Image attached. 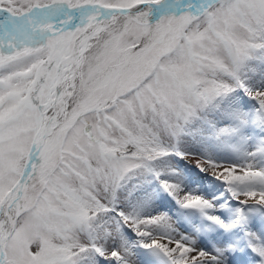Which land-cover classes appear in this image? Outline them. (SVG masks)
Instances as JSON below:
<instances>
[{
	"label": "snow or ice",
	"instance_id": "obj_1",
	"mask_svg": "<svg viewBox=\"0 0 264 264\" xmlns=\"http://www.w3.org/2000/svg\"><path fill=\"white\" fill-rule=\"evenodd\" d=\"M0 264H264V0H0Z\"/></svg>",
	"mask_w": 264,
	"mask_h": 264
}]
</instances>
